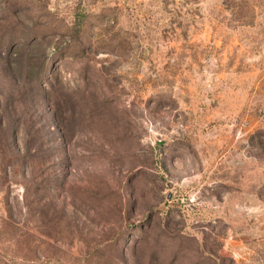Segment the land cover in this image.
I'll return each instance as SVG.
<instances>
[{"label": "rangeland", "instance_id": "rangeland-1", "mask_svg": "<svg viewBox=\"0 0 264 264\" xmlns=\"http://www.w3.org/2000/svg\"><path fill=\"white\" fill-rule=\"evenodd\" d=\"M0 264H264V0H0Z\"/></svg>", "mask_w": 264, "mask_h": 264}]
</instances>
